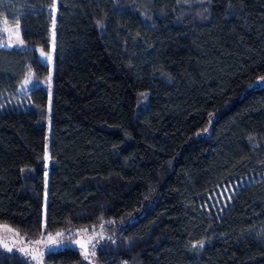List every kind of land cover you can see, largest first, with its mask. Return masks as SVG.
I'll list each match as a JSON object with an SVG mask.
<instances>
[{
	"label": "trees",
	"instance_id": "trees-1",
	"mask_svg": "<svg viewBox=\"0 0 264 264\" xmlns=\"http://www.w3.org/2000/svg\"><path fill=\"white\" fill-rule=\"evenodd\" d=\"M2 17L53 68L0 46V224L98 234L92 264H264V184L209 205L264 175V0H0Z\"/></svg>",
	"mask_w": 264,
	"mask_h": 264
},
{
	"label": "rangeland",
	"instance_id": "rangeland-1",
	"mask_svg": "<svg viewBox=\"0 0 264 264\" xmlns=\"http://www.w3.org/2000/svg\"><path fill=\"white\" fill-rule=\"evenodd\" d=\"M0 46L19 49H33L53 68L51 51L45 53L41 47L26 45L21 37L19 28L9 22L7 17L0 18ZM264 85V79L259 80L254 87ZM264 184V175L243 180L238 183L221 187L210 200V207L215 210L230 209L244 197L248 189L255 185ZM87 230L68 234L46 235L39 240H29L20 236L13 227L0 224V249L8 254H17L32 264H44L45 256L50 251L74 249L82 253L89 264L95 263V243L98 234H86Z\"/></svg>",
	"mask_w": 264,
	"mask_h": 264
}]
</instances>
